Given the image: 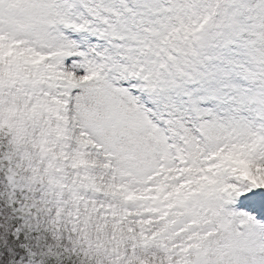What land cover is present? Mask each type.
<instances>
[{
  "label": "snow or ice",
  "instance_id": "obj_1",
  "mask_svg": "<svg viewBox=\"0 0 264 264\" xmlns=\"http://www.w3.org/2000/svg\"><path fill=\"white\" fill-rule=\"evenodd\" d=\"M0 264H264V0H0Z\"/></svg>",
  "mask_w": 264,
  "mask_h": 264
}]
</instances>
